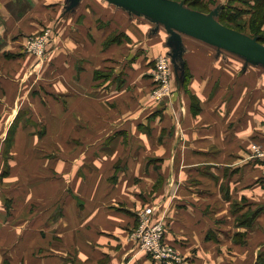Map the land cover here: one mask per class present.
<instances>
[{"label":"crops","instance_id":"1","mask_svg":"<svg viewBox=\"0 0 264 264\" xmlns=\"http://www.w3.org/2000/svg\"><path fill=\"white\" fill-rule=\"evenodd\" d=\"M255 143L264 62L121 2L0 0V264H164L132 238L146 207L176 264H264Z\"/></svg>","mask_w":264,"mask_h":264},{"label":"water","instance_id":"2","mask_svg":"<svg viewBox=\"0 0 264 264\" xmlns=\"http://www.w3.org/2000/svg\"><path fill=\"white\" fill-rule=\"evenodd\" d=\"M132 5L157 16L168 28L174 27L196 36L211 38L226 49H230L264 62V44L259 38L228 27L210 16L198 15L182 4L171 0H111ZM182 54L173 55V60Z\"/></svg>","mask_w":264,"mask_h":264},{"label":"built area","instance_id":"3","mask_svg":"<svg viewBox=\"0 0 264 264\" xmlns=\"http://www.w3.org/2000/svg\"><path fill=\"white\" fill-rule=\"evenodd\" d=\"M51 40V32L47 30L42 35L30 36L26 42L27 51L44 57L46 49ZM171 61L166 56H159L156 61V81L158 82V90L156 91L157 99L168 100L171 95L170 85L172 79ZM251 155L254 159H260L264 162V146L252 144ZM154 207H146L140 213V221L132 238L135 240L140 249L147 252L152 259L163 262L164 264H176L182 262L181 256L176 248L165 241V225L162 221L152 222Z\"/></svg>","mask_w":264,"mask_h":264},{"label":"rangeland","instance_id":"4","mask_svg":"<svg viewBox=\"0 0 264 264\" xmlns=\"http://www.w3.org/2000/svg\"><path fill=\"white\" fill-rule=\"evenodd\" d=\"M178 1V0H177ZM181 4L192 10L198 15L202 16H210L211 9L215 8L216 3L220 0H180ZM252 0H231L227 3L226 14L232 16L235 20L233 21H225L223 19L222 23L228 27L236 29L237 26L241 27V29H236L245 33L252 38H259V36H264V24L261 26L258 25L257 30L251 28L252 20L258 18L255 16V11L252 5H250ZM257 31V33L255 32ZM255 32V33H254ZM254 33V34H253ZM27 50V49H26Z\"/></svg>","mask_w":264,"mask_h":264},{"label":"trees","instance_id":"5","mask_svg":"<svg viewBox=\"0 0 264 264\" xmlns=\"http://www.w3.org/2000/svg\"><path fill=\"white\" fill-rule=\"evenodd\" d=\"M226 7L227 6H224L221 11L220 22H222L223 19L225 21L235 20L232 16L226 14V10H227ZM252 7L254 8L255 16L258 18V20L257 19L252 20L251 28L257 30L258 25L261 24L262 26L264 24V0H254V4L252 5ZM236 29H241V27L237 26ZM255 32L257 33V31ZM259 41L264 44V36H259Z\"/></svg>","mask_w":264,"mask_h":264}]
</instances>
